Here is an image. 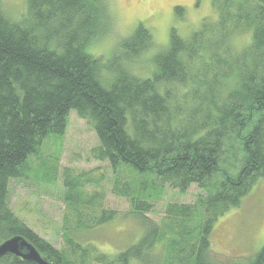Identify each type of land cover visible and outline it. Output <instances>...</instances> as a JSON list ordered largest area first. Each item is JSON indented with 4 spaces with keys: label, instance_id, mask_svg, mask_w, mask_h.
Returning a JSON list of instances; mask_svg holds the SVG:
<instances>
[{
    "label": "trees",
    "instance_id": "trees-1",
    "mask_svg": "<svg viewBox=\"0 0 264 264\" xmlns=\"http://www.w3.org/2000/svg\"><path fill=\"white\" fill-rule=\"evenodd\" d=\"M210 2L215 30L203 23L185 40L173 30L154 73L140 80L127 70L153 44L140 24L109 60L86 53L109 27L101 0H27L20 21L0 1V244L21 237L49 264H230L211 251L210 234L264 178V0ZM245 33L248 43L234 51L230 38ZM71 112L91 127L98 145L90 159L108 165L112 195L143 228L112 260L78 238L118 217L102 209V193L86 189L97 186L88 175L61 169V250L10 205V183L27 178L29 159L64 134ZM57 164L38 166L50 169L42 182L55 186ZM133 173L159 191L137 195ZM192 186L203 194L195 203L167 204L158 223L149 220L165 188ZM0 264L34 263L6 255ZM241 264H264V247Z\"/></svg>",
    "mask_w": 264,
    "mask_h": 264
},
{
    "label": "rangeland",
    "instance_id": "rangeland-1",
    "mask_svg": "<svg viewBox=\"0 0 264 264\" xmlns=\"http://www.w3.org/2000/svg\"><path fill=\"white\" fill-rule=\"evenodd\" d=\"M4 12L14 21L26 18L27 0H0ZM109 18L105 34L92 40L86 53L91 57L109 60L122 42L132 36L138 24L147 30L152 47L134 58L127 70L140 80L150 78L154 73L152 64L156 55L165 52L173 30L181 39H187L198 31L202 24L211 26L216 21L210 0H101ZM242 2L243 0H233ZM182 11L176 15L174 8ZM249 41L248 33L233 35L230 38L234 51L243 48ZM98 145L91 127L71 112L67 118L66 129L59 139L49 137L38 149V155L28 161V173L24 180L12 181L9 185L10 205L13 212L36 234L49 242L54 248H64L60 235L61 216L64 204L61 202V175L64 170L77 177L88 175L89 181H96L94 189L104 196L103 208L115 211L116 220L78 236L82 245H92L97 253L112 260L130 245L137 242L142 234L141 224L129 215L130 207L126 200L112 195L115 176L106 163L90 159V151ZM229 156V155H228ZM57 158L59 168L57 183L47 185L42 177H47L50 169L38 166L45 160ZM231 159L228 161L230 162ZM227 162V164H228ZM226 164V166H228ZM226 166L224 169H226ZM61 169L63 173L61 172ZM228 170V169H227ZM229 172H235L229 169ZM46 175V176H45ZM150 177L133 173L137 195H155L157 188L150 184ZM202 192L192 186L185 194L164 189L159 201L154 204V212L147 217L158 223L163 218L167 204H193ZM203 195V194H202ZM264 247V178L258 180L240 205L225 213L213 225L210 234V249L218 257L230 264H241L253 258ZM108 264H115L108 263ZM127 264H136L128 262Z\"/></svg>",
    "mask_w": 264,
    "mask_h": 264
},
{
    "label": "water",
    "instance_id": "water-1",
    "mask_svg": "<svg viewBox=\"0 0 264 264\" xmlns=\"http://www.w3.org/2000/svg\"><path fill=\"white\" fill-rule=\"evenodd\" d=\"M6 255L34 264H49L43 260L36 249L21 237H13L0 244V259Z\"/></svg>",
    "mask_w": 264,
    "mask_h": 264
}]
</instances>
